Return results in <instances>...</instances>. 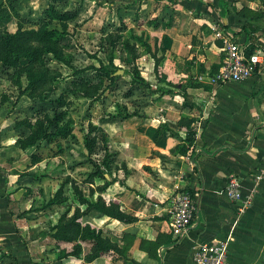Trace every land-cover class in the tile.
Returning a JSON list of instances; mask_svg holds the SVG:
<instances>
[{
    "label": "crops",
    "instance_id": "1",
    "mask_svg": "<svg viewBox=\"0 0 264 264\" xmlns=\"http://www.w3.org/2000/svg\"><path fill=\"white\" fill-rule=\"evenodd\" d=\"M52 1L40 0L42 9ZM226 1L222 10L220 0H131L141 15L158 17L156 27L143 25L158 38L161 79L158 90L145 96L141 116L134 112L135 121L104 124L116 168L80 186L91 202L101 196L131 219L114 218L71 196L70 215L76 207L86 210L78 221L116 246L85 264H195L194 244L228 237V264H264V177L257 180L264 164V0ZM216 25L262 55L251 77L220 84L207 76L199 80L200 74L215 73L224 58ZM230 175L239 176L243 195L253 197L241 215L225 192ZM182 190L192 192L196 212L189 231L178 237L170 223L173 199ZM58 206L62 210L53 226L65 211L64 204ZM50 237L58 263L68 258L84 264L94 246L90 237L76 242ZM15 240L19 256L35 247L21 237L10 239ZM75 243L81 245L78 255Z\"/></svg>",
    "mask_w": 264,
    "mask_h": 264
},
{
    "label": "rangeland",
    "instance_id": "2",
    "mask_svg": "<svg viewBox=\"0 0 264 264\" xmlns=\"http://www.w3.org/2000/svg\"><path fill=\"white\" fill-rule=\"evenodd\" d=\"M0 1L15 7L17 17L9 23L10 30L18 21L25 28H37L43 20L49 21V28L65 30L68 34L61 43L69 60L66 64L47 53L46 65L59 76L52 87L34 94L21 91L29 84L26 74L20 77L15 68L0 63V264H73L68 258L58 263L55 257L50 234L62 209L50 201L65 183L66 203L72 206L73 182L86 188L95 182L93 172L106 170L104 124L135 121L134 112L141 116L145 96L158 90L161 64L156 70L155 59L145 52L134 64L123 48V40L134 41V36H142L154 48L157 36L151 37L143 24L156 27L158 17L141 15L131 0H53L49 5L69 15L64 27L61 21L49 19L40 0ZM104 68L123 72L110 79ZM140 73L155 87L137 82ZM82 86H91L93 95L86 96ZM91 124L97 129L92 130ZM94 138L97 142L90 153L85 144ZM13 237L35 247L19 256L12 246L17 241H10Z\"/></svg>",
    "mask_w": 264,
    "mask_h": 264
},
{
    "label": "trees",
    "instance_id": "3",
    "mask_svg": "<svg viewBox=\"0 0 264 264\" xmlns=\"http://www.w3.org/2000/svg\"><path fill=\"white\" fill-rule=\"evenodd\" d=\"M219 4L222 10L227 8L226 0H220ZM15 11V7L12 4L6 5L3 1H0V63L15 68L16 71H19L20 77L26 74L29 84L25 88H22L21 91L26 92L29 90L30 94H34L39 91L41 92L48 87H52L51 83L59 76L57 72L46 65L45 55L47 53L52 54L58 61L66 64L69 63V60L66 58V49L61 43L62 38L68 33L65 30H60L59 28H49V21L46 20H43L37 28H25L22 22L18 21L16 22L15 31H11L8 25L15 19V17H17V15L14 14ZM44 11L49 19L59 20L65 27L63 23L67 18H69L68 13H61L57 11L52 3H50ZM222 15L223 14H221V16ZM134 37V41H131L130 39L123 40V48L130 55L132 62L135 64L144 52L150 53L155 59V69L157 70L159 64H161V61L163 60L162 55L157 56V53H159L157 42L153 48V46L142 36ZM247 52L248 54L252 53V49H250L249 46H247ZM23 60H27L28 64L23 65ZM134 67V70H137V65H134ZM104 73L110 79H113L116 74L115 71L108 68H104ZM136 79L137 82L149 86V83L145 80L141 73L136 77ZM19 84H21V81ZM81 88L84 90L86 96L93 95L91 93V86H82ZM91 128L92 130H96L97 125L91 124ZM190 134L191 132L189 135ZM101 141L103 142V149L107 153L106 157H108L103 161V165L106 170L104 168H100L91 175L93 177L103 178L105 172L112 174L111 166L115 163V159H111L110 156L112 155L115 157V152L111 153L109 138L107 135L102 134ZM96 142V138L86 141L85 145L89 149L90 153H93ZM113 181H115V178H112L111 181H105L98 187L100 190H103ZM72 186L76 198L81 204H88L90 207H95L102 213L120 220L131 219L129 215L120 209L119 204L113 202L106 204L101 196H99L96 201L91 202L88 197L84 195L83 190L79 187L78 183L73 182ZM64 187L65 183H62L56 191L55 196L50 201L55 204L67 205V207L65 206V211L60 215L57 224L52 227L51 235L56 240L66 242H76L78 240L86 241L89 237L92 238L94 241L92 251L90 254L84 256V264L91 263L102 253V251L115 248L116 246L112 242L103 238L100 233H97L96 230L92 229L90 226L82 225L81 222L78 221V219L85 214L86 210L82 211L79 207H76L73 214L70 215L72 206H69L66 203L68 198L64 194ZM57 197H59V199ZM73 251L78 255L81 252V245L79 243H75ZM15 260H17L16 257Z\"/></svg>",
    "mask_w": 264,
    "mask_h": 264
},
{
    "label": "built area",
    "instance_id": "4",
    "mask_svg": "<svg viewBox=\"0 0 264 264\" xmlns=\"http://www.w3.org/2000/svg\"><path fill=\"white\" fill-rule=\"evenodd\" d=\"M217 39L223 41L224 58L218 70L212 74H200L199 80L207 76L211 83L220 84L226 81L242 80L251 77L262 62V55L248 54L247 46L232 40L220 27L214 26ZM264 177V164L257 171V180ZM225 192L228 198L237 204L238 215H241L252 204V195L244 196L242 181L237 175H230ZM196 212V203L192 192L182 190L173 199L171 231L180 237L185 235L191 225ZM231 237L225 240L196 243L193 248L195 264H228V251Z\"/></svg>",
    "mask_w": 264,
    "mask_h": 264
},
{
    "label": "water",
    "instance_id": "5",
    "mask_svg": "<svg viewBox=\"0 0 264 264\" xmlns=\"http://www.w3.org/2000/svg\"><path fill=\"white\" fill-rule=\"evenodd\" d=\"M122 72H123L122 70H119V71L116 72V74H120V73H122Z\"/></svg>",
    "mask_w": 264,
    "mask_h": 264
}]
</instances>
